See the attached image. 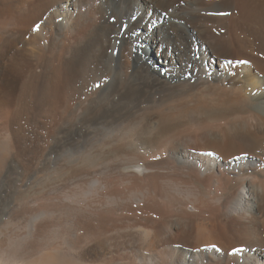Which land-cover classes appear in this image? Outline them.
<instances>
[{
	"label": "bare ground",
	"instance_id": "bare-ground-1",
	"mask_svg": "<svg viewBox=\"0 0 264 264\" xmlns=\"http://www.w3.org/2000/svg\"><path fill=\"white\" fill-rule=\"evenodd\" d=\"M263 55L264 0H0V120L12 74L15 122L44 104L72 126L99 106L98 144L77 161L87 176L103 160L87 181L95 200L22 209L34 221L26 259L68 262L64 246L76 264H264ZM13 123H0V165L20 145ZM210 245L221 251H197Z\"/></svg>",
	"mask_w": 264,
	"mask_h": 264
},
{
	"label": "rangeland",
	"instance_id": "rangeland-1",
	"mask_svg": "<svg viewBox=\"0 0 264 264\" xmlns=\"http://www.w3.org/2000/svg\"><path fill=\"white\" fill-rule=\"evenodd\" d=\"M120 10H122L121 7ZM247 38L248 40H254L250 35H247ZM9 68L11 69V67ZM15 75L12 74L11 79L13 82H16V89L15 91L13 90V96H11L9 101V114L3 121L4 123L14 122L13 124H15L16 129L13 128L18 131L20 145L19 148H17V146L15 148L12 146L9 151L10 153L7 152L5 154L3 152L4 157L0 165V249L2 250H0V255L5 252L0 258L6 259V261L14 260V258L17 260L18 254L16 255V252H18L20 253L18 255V261L22 262V249L30 242V227L34 221L29 216H24L21 210L23 209L25 213L27 209H29L27 211L37 209L41 204H50L49 202L62 204V202L68 201L66 197L74 198L76 201H73L74 204L71 202L68 203L73 207L76 206V208L82 207L89 202L91 203V201L95 200V198L91 197H96L95 194L97 190L96 188H91L87 181L99 175V173L104 170V166H102L103 160H98L96 155V157H92L93 160L91 163H94V165L88 168L89 174L87 176H81L79 172V163H77L82 154H86L90 151L93 152L96 144H98L97 140L99 138V133L97 132L100 125L98 124L99 121L95 119L99 106L95 105L90 109L91 111L89 110L87 112L88 114L81 115L80 111H77V115L73 117L74 124L72 126L62 120H52L50 116L51 113L48 112V108L44 104L43 106L39 105L33 107V109H31L33 112L30 113L29 111L25 113L23 115L24 117L20 118V121L18 119V121L16 120L15 122V108L20 104L18 98L21 96V89H19V87L22 84L21 81H23L21 78L22 75L20 77L18 74V76ZM18 78L21 80H18ZM13 93H15V95ZM16 95H18V97ZM107 104L108 103H106V105ZM107 109L108 108L105 106L106 111H108ZM0 121L4 124L2 120ZM77 121L80 123H77ZM95 123L96 125H94ZM67 126L69 128H67ZM90 127L91 129L89 130ZM5 132L6 131L0 132V141L5 140V138L9 140ZM94 135L95 137H92ZM86 138H88V140ZM12 149L14 150L12 151ZM103 155L105 156V153ZM95 162L98 163L99 166ZM100 164H102L101 167ZM58 199L61 201L59 200V202H57ZM63 213L65 212H59L58 217L59 215L60 217L58 221H65L67 223L73 218L71 215L66 213L65 215ZM66 226L70 227L71 223ZM12 243L14 245L16 244V249L15 246L9 247V245H13ZM17 245L18 247L21 245L19 248L20 250H17ZM58 249V254L67 256L70 260L68 259V262L65 263L55 262L54 264L77 263L76 259L73 257L74 253H72V251L70 254V252L67 251L68 249L64 248V246H58ZM14 254L15 257H12ZM23 257L25 258V261L23 260L24 264H34L26 259L24 252Z\"/></svg>",
	"mask_w": 264,
	"mask_h": 264
},
{
	"label": "snow or ice",
	"instance_id": "snow-or-ice-1",
	"mask_svg": "<svg viewBox=\"0 0 264 264\" xmlns=\"http://www.w3.org/2000/svg\"><path fill=\"white\" fill-rule=\"evenodd\" d=\"M169 11H171V9H169ZM209 14H211V15H219V16H227V15H230L229 12H215V13H209ZM164 15H165V18H166L167 17V13H165ZM133 19H135V17H133ZM113 22H115V18H113ZM153 25H154V22H151L149 26L152 27ZM39 28H40V25L39 24H36L33 27L32 31L33 32L38 31ZM126 28H127V25H124L123 27H121L119 36H123L124 32L126 31ZM116 43L119 44L120 43V40L117 39ZM118 51H119V49L117 48L116 50H114L112 52V54L113 55H117L118 54ZM133 51H135V48H133ZM193 58L194 59H198L199 57L198 56H195V53H193ZM237 64L246 65V64H248V61H245V60H240V61H235V62H233V61H227L226 64H225V66L227 67V66L231 65V66L234 67ZM187 68L188 69H191L192 68V64H188L187 65ZM161 74L163 75V73H161ZM207 75L209 77H211V73L210 72L207 73ZM190 76H191V73L190 72H186L185 75H184V78L187 80V79L190 78ZM95 87L99 88L100 85L99 84H96ZM198 155H201V156H213L214 153L206 152V153H199ZM246 158H247V154H244L242 156L233 157L234 160H241V159H246ZM154 159H159V157H154ZM177 247H179V246H177ZM213 249H215L216 252H220L221 251L215 245H210V246H208L206 248L197 249V251H212ZM246 251H247V249H245L243 247L233 248L228 253V255H230V256H236V255L241 254V253H244ZM252 251L254 252V251H256V249H252Z\"/></svg>",
	"mask_w": 264,
	"mask_h": 264
}]
</instances>
